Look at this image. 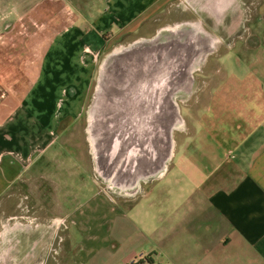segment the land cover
I'll return each mask as SVG.
<instances>
[{
  "label": "crops",
  "instance_id": "0c3cea01",
  "mask_svg": "<svg viewBox=\"0 0 264 264\" xmlns=\"http://www.w3.org/2000/svg\"><path fill=\"white\" fill-rule=\"evenodd\" d=\"M174 1L0 0L4 260L39 264L51 244L47 257L56 261L69 249L62 264H264V0L250 3L253 17L244 0L200 6L222 31L227 20L222 35L233 38L209 48L226 49L216 60L205 59L207 48L195 65L165 171L133 200L102 188L84 118L97 64ZM22 20L50 24L29 61L20 39L9 41ZM76 124L89 141L86 179L72 154ZM14 209L19 216L8 214Z\"/></svg>",
  "mask_w": 264,
  "mask_h": 264
},
{
  "label": "water",
  "instance_id": "95a60500",
  "mask_svg": "<svg viewBox=\"0 0 264 264\" xmlns=\"http://www.w3.org/2000/svg\"><path fill=\"white\" fill-rule=\"evenodd\" d=\"M207 48L173 41L114 54L99 79L88 130L96 170L111 184L133 188L165 171L180 121L174 93Z\"/></svg>",
  "mask_w": 264,
  "mask_h": 264
},
{
  "label": "rangeland",
  "instance_id": "374dc122",
  "mask_svg": "<svg viewBox=\"0 0 264 264\" xmlns=\"http://www.w3.org/2000/svg\"><path fill=\"white\" fill-rule=\"evenodd\" d=\"M198 1L199 0H175L173 3L168 5L166 9L163 10L162 15H160L157 18L153 19L152 21L148 22L147 23L148 25L144 26L136 34L125 35V36L121 37L120 40L113 43L110 46L109 50H107L105 52V54L100 57V60H99L97 67H96V74H95L94 81L92 83L90 95H89L87 105H86V112H85V116H84V118L86 120V130H87L88 138H89V132H88L89 123H90V119L92 117V108L94 105V100L96 98L95 95H96V90L98 87L99 79H100V77L105 76L107 74V71L110 70L109 65L112 66L114 59L116 60V58H117L116 56H114V54L123 53L126 50L130 49L131 47H133V48L135 47V48H138L140 50L141 48H146V47L149 48L152 46H156L157 44L162 45V44H166V43H171L173 41H176V42L181 41L185 45L191 44L196 49L200 48L201 46H203L204 44L207 43L209 45V48L210 47L212 48V47H215L217 45L218 40L222 39V37H228V36L222 35L223 34L222 32H225L227 30V20H224L222 22L224 24V26H223L224 30L222 31L220 29L221 26L216 25L214 23V20H212L210 18V15L208 14L209 12H207V9H206V11L200 10V6L203 5V2L202 1L198 2ZM244 1L246 2V4L243 8L245 9V11H248V12L250 11L252 13V17H253L255 10H254L253 6H249V5H250V3L252 5H254L253 4L254 0H244ZM67 8H68V4L66 3L64 10L62 8V13L65 14L66 10L68 11ZM71 10H72V8H71ZM65 15H67V14H65ZM199 15H202V16L200 17ZM230 15H231V13H230ZM67 17H69V16H67ZM19 23H20L19 26L16 27V29H15V31H17L15 33L16 36H10V38H12V39L11 40L9 39V41L11 42V43L10 42L9 43L12 44V46H14L16 44L15 37H17L16 39H20L19 42L17 40L16 41L20 44L23 43V47L27 50V59L26 60L29 61L31 59L36 58L38 56V54L40 53V50L43 48L44 44H46L48 37L46 35H44V33H45L44 30L49 28L50 24H48V23H36L34 21L33 22L32 21L26 22L23 20L20 21ZM64 25H66V24H64ZM248 25L253 26L254 24L252 22H250V23H248ZM231 38H233V37H231ZM5 42H7L5 40V38L4 39L0 38V44L1 45H4ZM235 43H236V45L237 44L240 45L242 42L236 41ZM225 50H226L225 48L221 47L219 49L218 53L217 52L212 53V51H210V49H209L207 54H210V55L207 58L205 57V59H208V61L212 62V61H214L215 57L218 54L223 53ZM228 53H229V55H235L236 54L235 51L228 52ZM207 54H206V56H207ZM223 58H225V57H223ZM105 63L107 64L106 67L103 66ZM196 70H197V68L194 66L191 69V72L188 74V80H187L185 86L179 88L174 93L173 101L178 108H179L180 104L185 102V97L186 96L189 97V95L192 92H194V90H195L194 89L195 85L193 84V82L196 79L195 75L199 76L198 73L196 72ZM208 70L209 69H206V70H204V72H207ZM184 110H182V117L184 116V113H183ZM178 123L180 125L182 123L181 120ZM179 125L176 127V129L179 127ZM80 128H81V126L76 124L75 128L72 130L73 136H72L71 140L76 144L75 148H73V150H72V154H73L76 161H78L79 163L82 162V164L84 163L83 166H85L86 170H85V174L83 171V173L81 175H84V177L86 179V173L89 172V174H91V171L87 168V164L84 160V158L86 159V157H87V143L89 141L86 143L85 134H83V136H82L78 132ZM176 129L174 130V132L176 131ZM91 149H92V145H91ZM154 178H156V177H154ZM146 180H148V179H146ZM149 180L148 181L144 180V181L147 183V182H149ZM145 182L141 181L138 183V185H136V188L133 187L135 189L131 192V194H128L130 196L126 199H130V200L135 199L139 194V193H137L139 190L138 187L140 185L144 186ZM76 186H78V185H76ZM76 186L74 188L77 189L76 192H78L79 188ZM102 188H104L109 193V195H111L114 198L119 196V194H122V195L126 194L125 192L121 193V191H119L113 185H111L109 179H107L104 176H102ZM78 200L80 201L79 197H78ZM95 204H96V202H92L91 206H93ZM82 205H84V203ZM84 207L81 209L80 212L86 211V209H84ZM14 210L15 211H11L8 214H12L16 217L19 216L20 213L18 212V210L17 209H14ZM46 214L48 216L53 215V213L49 212V211ZM7 215H5V216L7 217ZM2 220H3V215L0 214V221H2ZM56 240H57V236L54 239V243ZM43 246H44V249H43V251H44L43 257L44 258L42 259V261L39 262V264H57L58 261H60L59 264H62V261L66 258L67 252L69 250V249L64 250L65 244H63L60 251H63V250L64 251L62 253H59L60 254V256H59L60 260L56 261V260H53L51 257L50 258L47 257V253H48L47 250L49 247H51V244H49V245L43 244ZM95 246L96 245H92V247H95ZM2 248H3V245H0V264H26L24 260H21V263H20L19 259H16V258L12 259V260H9V259L4 260ZM49 250H51V249H49ZM65 251H67V252H65ZM49 253H50V251H49Z\"/></svg>",
  "mask_w": 264,
  "mask_h": 264
},
{
  "label": "flooded vegetation",
  "instance_id": "af4514ba",
  "mask_svg": "<svg viewBox=\"0 0 264 264\" xmlns=\"http://www.w3.org/2000/svg\"><path fill=\"white\" fill-rule=\"evenodd\" d=\"M211 1H214V0H202L203 5H201V6L206 7V8H208L210 10L211 8H213V6H212L213 2H211ZM228 10H230V9L228 8ZM228 10H226V12H228ZM199 16L201 17L202 15H199ZM222 41H223V43L225 45H230L231 42H232V38H231V36L222 37ZM209 55L210 54H207L206 57H208ZM149 179H152V178H148V180ZM113 181H114L115 185H113V184H111V185H113L116 189H118L119 191H121V193H124L125 192L126 194H131V192L136 188V187L135 188H127L126 187L127 182L116 181V180H113Z\"/></svg>",
  "mask_w": 264,
  "mask_h": 264
},
{
  "label": "built area",
  "instance_id": "2783aa9c",
  "mask_svg": "<svg viewBox=\"0 0 264 264\" xmlns=\"http://www.w3.org/2000/svg\"><path fill=\"white\" fill-rule=\"evenodd\" d=\"M68 11L66 10V14L67 16H70L72 14V10H71V7L68 5Z\"/></svg>",
  "mask_w": 264,
  "mask_h": 264
},
{
  "label": "trees",
  "instance_id": "16d2710c",
  "mask_svg": "<svg viewBox=\"0 0 264 264\" xmlns=\"http://www.w3.org/2000/svg\"><path fill=\"white\" fill-rule=\"evenodd\" d=\"M149 259L145 258L143 261H140L138 264H146Z\"/></svg>",
  "mask_w": 264,
  "mask_h": 264
},
{
  "label": "bare ground",
  "instance_id": "6f19581e",
  "mask_svg": "<svg viewBox=\"0 0 264 264\" xmlns=\"http://www.w3.org/2000/svg\"><path fill=\"white\" fill-rule=\"evenodd\" d=\"M110 183H111V180H110Z\"/></svg>",
  "mask_w": 264,
  "mask_h": 264
}]
</instances>
